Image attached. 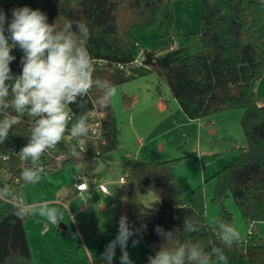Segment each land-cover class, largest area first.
<instances>
[{"label": "trees", "instance_id": "1", "mask_svg": "<svg viewBox=\"0 0 264 264\" xmlns=\"http://www.w3.org/2000/svg\"><path fill=\"white\" fill-rule=\"evenodd\" d=\"M25 6L44 12L48 22H55L58 30L68 20L79 19L87 23L90 29L87 47L96 78L108 80L116 86L155 71L166 81L191 119L210 118L222 111L242 109L241 125L246 144L230 164L214 174V199L222 203L230 191L246 221L264 220V99L255 90L257 81L264 74V32L259 29L264 22V0H204L199 31L201 51L189 53L183 46L170 48L164 55L157 56L154 51L145 49L148 67L133 68L129 74L111 67L114 63L126 64L137 55L140 43L134 34L135 29L157 25L158 36L166 43L172 42L177 35L171 0H0V10L5 12L9 21L12 9ZM12 55L16 57L10 64L12 73L15 65L22 71L23 52L17 47ZM100 59L107 62L99 64ZM101 95L102 92L93 89L85 98L83 109L75 104L70 106L78 117L81 112L87 113L93 108L94 103L104 112L107 144L101 147V155L95 154L89 140L87 150L79 156H74L72 147L66 148L61 142L59 145L66 158L60 165L58 161L50 163L48 173L96 156H106L118 148L120 128L117 114L111 100L106 106L98 102ZM133 100L132 96L123 94V107H131ZM30 118L25 115L22 122L12 128L9 138L0 144V150L6 152L27 144L33 124ZM181 159L140 161L128 158L121 165L128 181L152 190L160 199L157 210L140 228L147 264L148 258L163 242V237L155 231L157 226L164 231L181 230L179 239L165 243V247H176L186 240L198 241L206 251L213 246L224 248L228 264H264V243L258 235L252 233L245 240L240 237L231 248L224 247L216 223L211 225L196 205L180 201L185 189L174 166ZM17 166L15 156L9 159L0 156L1 188L13 183L18 176V188L26 185ZM188 196L192 200L191 195ZM222 208L223 213L217 220L232 225V213L223 204ZM13 212L14 204L0 199V264H37L33 261L27 236V217L18 219ZM184 218L203 225L202 230L183 232ZM88 264L105 262L98 255ZM113 264H120V258L115 256Z\"/></svg>", "mask_w": 264, "mask_h": 264}, {"label": "rangeland", "instance_id": "2", "mask_svg": "<svg viewBox=\"0 0 264 264\" xmlns=\"http://www.w3.org/2000/svg\"><path fill=\"white\" fill-rule=\"evenodd\" d=\"M171 6L174 25L178 28L174 40L166 43L164 38L158 36L157 25L143 30L135 29L134 34L140 43V50H152L157 56L164 55L170 48L183 46L187 47L189 53L201 51L202 41L199 31L204 0H171ZM259 29L264 32V22L259 25ZM114 87L116 93L111 101L121 129L119 148L108 156H96L85 162L47 173L42 176L39 183L26 184L24 190L20 192L27 204L38 206L47 202L49 206L56 207L60 212V223L66 225V227H60V223L53 225L38 214L27 216L25 226L33 261L37 264H88L91 257L101 255L106 245L115 239L118 221L122 215H126L129 224L132 221L131 228L139 230L138 235L130 238L128 243L127 251L130 259L135 264H147L145 247L140 240V227L146 217L157 210L160 199L155 192L139 183H135L133 186L132 182L127 184L118 182L121 177L120 159L126 153L144 161L165 160L174 154L177 158L181 157V161L176 165L180 182L185 188V193L180 197V201L196 205L211 225H214L223 213V204L232 213V226L236 228L243 240L247 239L249 233L253 231L264 243V220H258L251 226L250 222L243 217L230 191L223 197L222 203L214 199L216 180L213 176L216 171L225 166L221 164L211 172V175H206L204 178L207 163L212 157L204 155L202 152L204 148L203 150L195 148L200 140L205 148H220L224 149V154H229L234 150L231 149L230 139H240L242 144H246L241 125L243 110H228L230 112L228 114L231 115L227 121L228 124L219 132L211 135L200 134L197 129H192L191 125L181 123L176 127L174 133L157 136L159 141H164L165 138L169 142L167 140L168 144L165 143V149L156 153L151 146L146 145V142L141 144L136 139L137 136L146 138L142 132L144 129H141V132H138L136 136L131 131L130 125L133 122L142 128H147L146 120L144 121L142 117H149L148 115L153 121L151 111L150 113L147 111V116H145L144 101L146 99L163 94V96L177 101L170 93L167 83L157 72L153 71ZM255 90L257 95L264 99V74L257 81ZM123 94L132 96L133 99L134 97L138 98L139 101L134 108H131L132 105L127 108L123 107ZM177 104L179 106L178 101ZM175 117L179 123L181 121L179 116L177 118L175 115ZM156 122L159 124L158 131L160 132L168 127L164 122L161 123V120H156ZM173 137L176 143L178 141L180 143H174L175 145L172 146L170 142ZM202 157L203 162H201ZM234 158L235 156H232L226 165L230 164ZM74 170L84 174L90 187L88 193L83 197L70 192L74 182L72 176ZM93 171L99 175L98 183L105 182L107 184L111 195H106L100 190L99 184L95 183L92 178ZM131 188L132 192L130 193L128 189ZM189 194L192 200L189 198ZM131 213L135 216L133 217ZM133 239L140 241L135 247L132 246ZM120 255L121 251L117 247L115 256L120 258Z\"/></svg>", "mask_w": 264, "mask_h": 264}, {"label": "clouds", "instance_id": "3", "mask_svg": "<svg viewBox=\"0 0 264 264\" xmlns=\"http://www.w3.org/2000/svg\"><path fill=\"white\" fill-rule=\"evenodd\" d=\"M11 13L9 21L5 12L0 10V144L9 138L12 128L20 124L25 115L33 118L28 142L16 154L21 160L30 162V166L21 171V179L34 185L40 182L46 171L40 163L41 157L61 143L66 133L77 141L72 147L74 156H79L87 148L90 133L87 113L81 112L73 123L70 106L75 104L83 109L85 98L93 89L102 92L98 102L106 106L116 89L108 80L94 76L93 59L87 47L90 29L86 22L68 20L58 30L55 22L50 24L47 15L39 9L25 6L14 8ZM17 47L23 52L22 71L13 75L10 64L16 60L12 52ZM10 196L6 186L0 188V199ZM13 214L21 220L38 214L53 225L60 223L59 210L47 202L37 206L18 199ZM216 225L224 247L231 248L239 241L240 234L230 223L217 220ZM202 227L184 218L182 231L197 233ZM155 231L163 237V242L148 258V264H228L222 247L213 246L206 251L201 243L191 240L176 247H165V243L179 239L181 230L164 231L157 226ZM138 233L139 230L130 227L128 217L122 215L117 235L106 245L100 259L105 264H113L119 247L120 264H133L127 248L130 238ZM139 242L133 239L132 246Z\"/></svg>", "mask_w": 264, "mask_h": 264}, {"label": "crops", "instance_id": "4", "mask_svg": "<svg viewBox=\"0 0 264 264\" xmlns=\"http://www.w3.org/2000/svg\"><path fill=\"white\" fill-rule=\"evenodd\" d=\"M167 86H168V84H167ZM168 88H169V86H168ZM169 90H170V88H169ZM170 93L172 94L171 90H170ZM138 101H139L138 98L134 97V101H133V104H132V107L131 108H134L135 104ZM144 102H145L144 103V107L146 108V110L144 111L146 113L145 116H147V111L149 113L151 111L153 113V114L150 113L152 115L153 121L150 120V115H148L149 117H142V119L144 121L146 120L147 128H142L141 126H138V125L134 124L133 122L130 125V127H131V131H133L135 135L138 134V132H141V129H144V130H142V132L145 134L146 138L143 137V136H139L138 137L136 135L137 136L136 139L139 142H141V144L143 142H146L147 143L146 145L148 147L151 146V148L153 149V151H155L156 153L160 152L161 149H165V146H164L165 143L168 144V142H169V140L168 139H165V138L163 139L164 141H162V140L159 141L157 139V136H159V135L162 136V135H165V134L174 133L176 127L179 124H181V123L186 124V125H191V128L192 129H197L200 134L211 135V134H214L216 132H219L221 129H223L228 124L227 121L231 117V115L228 114L230 112L228 110H226V111L219 112V113L211 116L210 118H206V119L205 118L191 119L183 111V109L181 108L180 104L178 106L177 101L175 102V100H172V99H170L168 97H165V96H163V94H160V96H155V97L148 98ZM182 111L184 112V114H181V113H183ZM175 115L177 116V118L179 116V118L181 120V121H179V123H178V120L176 119ZM132 117H133V114H132ZM156 120H161L162 121L161 123L164 122L168 127H166V129H164V131H162V132L158 131L159 124L156 122ZM119 128H120V125H119ZM120 131H121V129H120ZM119 140H120V137H119ZM167 140H168V142H167ZM229 141L232 144L231 145L232 146L231 149H234V150H233V152H231L229 154H227V153L224 154L223 153L224 152V149L223 150L220 149V148L213 149V147H206L205 148V147L202 146L200 140H198V143L196 144V147L195 148H198V149H201V150H203V148H204V151H202V152H204V155H206V156L209 155L210 157H212V159H210L208 161V163H207L206 172L204 171V178H206V175H211L212 174L211 172L212 171H215L216 168L218 166H220L221 164H224V166H226L227 162H229L231 160V157L232 156H235L236 157L240 153L241 148H243L245 146V144H242L241 143L240 139L239 140H236L234 138L232 140L230 139ZM170 143H171L172 146L175 145L174 143H176V140H175L174 137H173V140ZM179 143L180 142L178 141L176 144H179ZM120 144H119V146H120ZM238 150H240V151L238 152ZM202 152H201V154H203ZM206 152H208V153H206ZM108 155H106V156H108ZM128 158H135V159H138L140 161H144V160L139 159V157H132L129 153H126L120 159V173H121V177L125 176L122 173V169H121L122 162L125 159H128ZM172 158H177V156L174 154L172 157H167L166 159H172ZM152 160H155V159H152ZM152 160H148V161H152ZM201 162H203V157L201 158ZM177 167L178 166H174V170H175L176 174H177ZM75 174H82V173L81 172L77 173V171L74 170L72 176L74 177ZM82 175L84 176V174H82ZM92 175H93L92 178H93L94 182L97 183V184H99L98 183L99 182V175H98V173H96V171H93V174ZM177 176H178V174H177ZM178 178H179V176H178ZM118 182L120 184H123V183H126L127 184L130 181H128L125 178V180L123 182L120 181V179L118 180ZM132 185L134 186L135 183H132ZM25 187H23L22 189H20V192L23 191ZM89 189H90V187L88 186V189L85 190V191H83L80 194L76 190V188H75V179H74V182L71 185V191L70 192L71 193H74L76 195H79L80 197H83L84 194L88 193ZM109 191H110V189H109ZM128 191L131 193L132 192V188L131 189H128ZM103 193L106 194V195H111V191H110V194H107L105 192H103ZM155 211H153V213ZM153 213L151 212L150 215L153 214ZM131 215L133 217L135 216L133 213H131ZM150 215H149V217H150ZM149 217H146V219H145L144 223H142V225L146 223V221L148 220ZM60 224H63V223H60ZM130 224H129L130 227H132V221H131ZM63 225H65V224H63ZM142 225H141V227H142ZM92 259H93V257H91L90 262L92 261Z\"/></svg>", "mask_w": 264, "mask_h": 264}, {"label": "built area", "instance_id": "5", "mask_svg": "<svg viewBox=\"0 0 264 264\" xmlns=\"http://www.w3.org/2000/svg\"><path fill=\"white\" fill-rule=\"evenodd\" d=\"M13 49V51H15ZM146 59V54L144 50H140L137 53V55L132 59V61L124 64V63H114L112 64V69H117V70H124L128 74L132 72L133 68H138V67H148V65L145 63ZM99 64L107 62L106 60H98ZM21 73V70L15 65V71L13 72V75H19ZM91 95V92L89 93ZM88 120L90 123V133L87 138L93 146L95 150L96 155H101V147L105 144H107V139L105 138L104 135V126H103V119H104V112L100 110L97 105L94 103L93 108H91L87 112ZM78 116L72 112V122L74 123L77 120ZM30 122H34L33 118H30ZM64 146L66 148H71L73 145L77 144V141L70 135V134H65V137L62 141ZM21 150V148H12L10 150L2 151L0 150V156H2L5 159H9L12 156H15L18 160V166L17 170H19V174H21V171L26 167L30 166L29 161H23L21 160L16 153H18ZM87 150V148H86ZM66 158L64 151L61 149L60 145H56L55 148L48 149L44 155L42 156L40 163L45 167L46 171L45 174H47L50 170V163L54 161H58V165H60L61 161ZM75 179V188L76 190L81 194L83 191L88 189V184L85 180V177L82 174H75L74 175ZM125 177H121L120 181H124ZM20 181V177H16L15 181L13 183H7L5 186L9 189L11 196L8 199H2L5 202L16 204L18 199H23L22 195L20 194V189L18 188V184ZM4 186V187H5ZM1 188V187H0ZM3 188V187H2ZM99 188L107 193L110 194L109 188L105 182L99 183ZM185 205V204H184ZM256 220H251L250 225L252 226L254 223H256ZM253 231L249 233L251 235Z\"/></svg>", "mask_w": 264, "mask_h": 264}, {"label": "water", "instance_id": "6", "mask_svg": "<svg viewBox=\"0 0 264 264\" xmlns=\"http://www.w3.org/2000/svg\"><path fill=\"white\" fill-rule=\"evenodd\" d=\"M60 226H61V227H66V226H65V225H63V224H60Z\"/></svg>", "mask_w": 264, "mask_h": 264}]
</instances>
